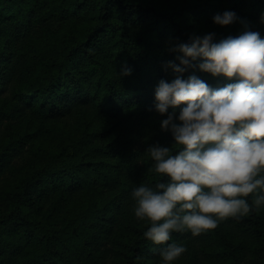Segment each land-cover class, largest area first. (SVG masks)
<instances>
[{"label":"trees","instance_id":"1","mask_svg":"<svg viewBox=\"0 0 264 264\" xmlns=\"http://www.w3.org/2000/svg\"><path fill=\"white\" fill-rule=\"evenodd\" d=\"M226 9L264 35V0H0V264H160L172 240L171 264H264V209L164 244L133 210V186L166 179L145 149L172 141L153 105L170 48L243 30L213 22Z\"/></svg>","mask_w":264,"mask_h":264},{"label":"clouds","instance_id":"2","mask_svg":"<svg viewBox=\"0 0 264 264\" xmlns=\"http://www.w3.org/2000/svg\"><path fill=\"white\" fill-rule=\"evenodd\" d=\"M212 20H239L244 28L219 39L212 31L191 34L172 45L176 55L164 62L172 78L154 86V109L167 113L159 125L172 141L145 150L152 171L166 179L139 183L131 196L135 216L149 224L143 236L157 244L171 240L173 231L199 234L226 217L264 209V35L234 10ZM190 69L225 82L210 85L195 71L184 76ZM131 71L122 65L119 75ZM185 248L175 240L164 244L160 264H171Z\"/></svg>","mask_w":264,"mask_h":264}]
</instances>
